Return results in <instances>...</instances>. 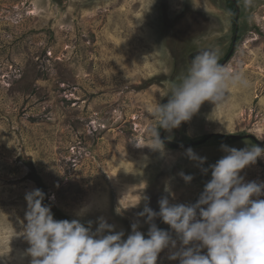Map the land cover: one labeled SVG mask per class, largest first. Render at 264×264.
Masks as SVG:
<instances>
[{"label": "rangeland", "instance_id": "1", "mask_svg": "<svg viewBox=\"0 0 264 264\" xmlns=\"http://www.w3.org/2000/svg\"><path fill=\"white\" fill-rule=\"evenodd\" d=\"M233 1L238 37L224 66L247 86L229 88L222 107L205 101L186 128L164 130L171 145L154 152L144 146L155 101L167 103L190 54L215 50L222 62L230 52L226 0H0V264H30L26 192L42 190L50 209L92 221V231L103 217L122 239L134 223L147 238L138 213L159 212L162 197L195 204L209 166L226 155L213 138L199 144L204 137L237 135L227 146L264 147V0ZM188 148L205 162L188 159ZM240 175L264 183V158ZM152 223L176 242L157 264H179L169 259L181 247L176 234L159 217Z\"/></svg>", "mask_w": 264, "mask_h": 264}, {"label": "clouds", "instance_id": "2", "mask_svg": "<svg viewBox=\"0 0 264 264\" xmlns=\"http://www.w3.org/2000/svg\"><path fill=\"white\" fill-rule=\"evenodd\" d=\"M246 86L241 73H229L219 63L215 50L198 52L189 62L186 74L166 94L167 103L155 101L152 118L156 127L149 129L150 145L144 147L163 152L160 129L170 132L178 128L205 101L222 107L229 88ZM221 150L226 155L209 166L211 179L195 204H170L168 197H162L158 201L159 212L145 206L138 213L150 225L147 238L137 230L136 223L127 238L122 239L124 232L115 231L114 225L103 217L98 218L95 231L92 221L85 225L80 219L55 220L50 207L43 204L42 190L26 192L22 235L29 247L24 255L31 258L30 264H157L161 251L176 246L170 232L152 223L159 217L181 243L170 260H179V264H264V199H260L264 196V183H245L240 175L243 169L264 158V147L253 144L237 149L221 145ZM185 154L201 165L206 160L191 148ZM179 175L186 184L193 179L183 172ZM88 211L89 207L84 206L77 216L83 217ZM202 249H206L205 254Z\"/></svg>", "mask_w": 264, "mask_h": 264}, {"label": "trees", "instance_id": "3", "mask_svg": "<svg viewBox=\"0 0 264 264\" xmlns=\"http://www.w3.org/2000/svg\"><path fill=\"white\" fill-rule=\"evenodd\" d=\"M226 3H227L229 9L231 10V12L234 15L233 29L235 30V27H236V18L238 16L237 13H236L237 9L235 7V1H233V0H226ZM160 130L162 131L163 129H160ZM209 138H213L215 140V143L217 145H227L229 143L234 142V139H231L227 135H212V136H206V137H204L201 141H199V144H200V142L202 143V142L207 141ZM173 148H176V147L173 146ZM43 204L48 205L45 201L43 202ZM50 210H51V212L53 214V218L55 220H70L69 218H67L62 213L55 212L52 209H50Z\"/></svg>", "mask_w": 264, "mask_h": 264}, {"label": "water", "instance_id": "4", "mask_svg": "<svg viewBox=\"0 0 264 264\" xmlns=\"http://www.w3.org/2000/svg\"><path fill=\"white\" fill-rule=\"evenodd\" d=\"M234 49H235V43L233 44V46H232V48H231V50H230V52H229V54H228L226 60H225L223 63H221V65L224 66V65L227 63V60L229 59V57L234 53ZM201 51H203V50H201ZM198 52H200V51H197V52H194V53L190 54V56H189V58H188V61L190 62L191 59H192V58H193ZM187 124H188V122H183L181 125H183V127L186 128ZM159 136H160L161 140L164 141V144L171 145L170 143H168V142L164 139V130H162V132L160 133ZM227 136L230 137L231 139H235V140H238V139L242 138L241 136H237V135H227ZM247 137H248V136H245V138H247Z\"/></svg>", "mask_w": 264, "mask_h": 264}, {"label": "flooded vegetation", "instance_id": "5", "mask_svg": "<svg viewBox=\"0 0 264 264\" xmlns=\"http://www.w3.org/2000/svg\"><path fill=\"white\" fill-rule=\"evenodd\" d=\"M236 21H237V18H236ZM234 30V29H233ZM234 32V37H233V41H232V45H231V48H232V46H233V44L234 43H236V41H237V37H238V27H237V25H236V27H235V30L233 31ZM231 50V49H230ZM199 51H201V50H199ZM229 54V53H228ZM228 54H227V56H228ZM225 58V57H224ZM227 58V57H226ZM226 58L225 59H222L221 61L222 62H220L219 61V63L221 64V63H223L225 60H226ZM188 63H189V61H188ZM181 126V125H180ZM179 126V127H180Z\"/></svg>", "mask_w": 264, "mask_h": 264}, {"label": "bare ground", "instance_id": "6", "mask_svg": "<svg viewBox=\"0 0 264 264\" xmlns=\"http://www.w3.org/2000/svg\"><path fill=\"white\" fill-rule=\"evenodd\" d=\"M10 230H11V229H10ZM4 232H7V231L4 230ZM7 234H8V236H12V237H14V238H15L16 236H18V235H16V232H15V230H13V229H12L11 231H8ZM7 234H6V235H7ZM19 236H20V234H19ZM16 238H17V237H16ZM17 239H18V238H17ZM6 247H7V246H6ZM5 252H6V250H5Z\"/></svg>", "mask_w": 264, "mask_h": 264}]
</instances>
